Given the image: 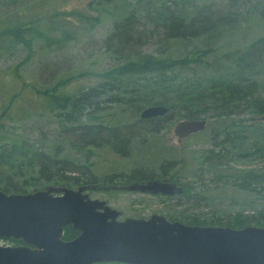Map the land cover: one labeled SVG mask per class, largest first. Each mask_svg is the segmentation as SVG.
<instances>
[{
    "label": "rangeland",
    "instance_id": "1",
    "mask_svg": "<svg viewBox=\"0 0 264 264\" xmlns=\"http://www.w3.org/2000/svg\"><path fill=\"white\" fill-rule=\"evenodd\" d=\"M254 1L246 0L242 3L241 9L246 12L247 18L245 19L244 16L236 19L237 29L229 36L223 37L222 40L225 41L223 46L217 45L219 41L213 43L203 36L181 42L179 44L181 53L174 54L183 55L187 51L189 56H196L195 49L213 46L214 48L204 56L203 65L192 63L191 66L194 65L193 69L196 68L199 72L218 71L217 69L220 68L224 70V64H232L233 58L252 40V37L264 33V24L259 22L254 14ZM112 2H116L118 5L120 3L119 0H108L104 9L96 11L88 6L89 3L102 4L103 0H0V24L2 23L0 27H4L3 22L15 21L16 24L27 25L30 24V19L41 18L37 25L31 23V28L26 33L32 38L31 54L26 60L15 66V63L26 52L21 42H14L11 45L4 44L0 48V113L3 112L0 115L2 124L0 134L16 130L25 134L29 141L36 139L45 142L48 145L46 148L55 143L61 145L57 154L61 157L66 154L68 157L76 159V169H72V171L66 168L61 171L54 168V171L74 176L79 175V183L91 181L90 179L95 181L108 177L111 179L115 175L134 172L140 174L139 178H141L143 177L141 175H156L160 167H165L170 169L169 172L175 174L182 184L191 181L202 190V181L196 177L199 175L204 180L203 184L206 189L202 190V193L206 195V198L198 203L196 209L192 207L191 210L188 209L186 211L188 214L191 212L207 219L217 216L222 219L223 223L230 218V214H232L231 216L241 212L250 214L255 211L256 214L258 212L264 214V191H259L264 180L261 179L260 186L258 185V190L255 191L244 189L238 185L242 180L241 175L263 174V157L228 160L217 169L204 167L201 163L202 153L213 147V137L216 135L221 139L222 135L217 134L218 130L225 125H232L228 124L229 120L234 124L239 121L237 125L251 131L261 127V124L264 123V119L260 118L262 114H252L249 109L231 114L228 118L201 114L207 119L204 129L182 136L181 140H178L173 127L177 120L186 116L169 110V116L158 118L157 122L139 121V110L149 103L138 100L139 96L134 95V91L129 90L126 86L124 91L131 96L132 103L126 102L121 88L114 93V95L122 97L120 101H107L105 96L108 93L102 92L96 97H91L93 111L88 113L92 116H82L80 121L98 125L124 123L128 127V131L133 134L129 140L127 154L121 155L116 152L113 146L105 145L103 142L97 146L90 145L80 148L70 144L79 140V136L75 135L76 130H62L60 124L63 122L56 115L57 110L49 109L48 94L40 93L37 89L47 88L48 91L56 94L76 95L82 88H100V81L108 80L105 74L95 71L107 69L122 59L118 53L113 52L104 43L115 17L111 11L114 9ZM73 10H78L79 13L85 15H97L99 21L89 26L92 19L87 20L80 14L77 19L76 14L71 12ZM54 11H70L66 16L58 14V16L55 15V18L65 23V29L70 32V35L75 32V37L60 39L59 42L50 40V42L41 43L42 39L38 34L49 32L46 20L47 16ZM78 25L80 29H78ZM138 27L152 32L155 30L151 23H147L143 27L138 25ZM146 33L149 34L148 37L136 41L134 45L136 50L149 51L162 47L158 44L155 33ZM126 83V79L123 78L122 85ZM161 122H165L161 128H150L152 125H155L156 128V125L158 126ZM64 125H69V123H64ZM74 150L77 151L74 152ZM216 150L217 148H215ZM123 178L118 177L113 181L120 183L124 180ZM213 179L216 181H212ZM234 180L237 185L233 184ZM45 184L53 183L40 181V185L37 187L41 188ZM75 185L78 184L71 187ZM89 196L104 199L108 205L120 210L121 215L118 219L145 217L151 213L169 215L170 219V216H177L179 211L186 208L184 203H178L181 196L157 197L146 193L114 190L91 191ZM0 244H6V242L0 239Z\"/></svg>",
    "mask_w": 264,
    "mask_h": 264
},
{
    "label": "trees",
    "instance_id": "2",
    "mask_svg": "<svg viewBox=\"0 0 264 264\" xmlns=\"http://www.w3.org/2000/svg\"><path fill=\"white\" fill-rule=\"evenodd\" d=\"M244 1L246 0H119V5L112 2L114 9L111 11L115 17L104 43L122 59L107 69L95 71L105 74L108 80H101L100 88H82L76 95L56 94L48 91L47 88L37 89V91L48 94L49 109L57 110L56 115L63 122L60 124L62 130H76L75 135L79 136V140L71 142V145L80 148L97 146L103 142L105 145L113 146L121 155L127 154L129 140L133 135L124 123L98 125L80 121L82 116H92L88 113L93 111L91 97H96L102 92L108 93L105 96L107 101H120L122 97L114 93L121 88L129 104L133 102V99H130L131 96L124 91L128 86L129 90L134 91V95L137 94L138 100L143 103L168 106V111L161 115L140 117L139 121L147 123L157 122L158 118L169 116V110L188 118L202 117V115L228 118L231 114L240 113L245 109H249L252 114L264 115V33L252 37V40L233 58L232 64H224V70L220 68L217 69L218 71L199 72L196 68L193 69L194 65L191 66L192 63L203 65L204 56L214 48L213 46L199 49L193 47L197 51L196 56H189L187 51L183 55L174 54L181 53L179 48L181 42L203 36L213 43L219 41L217 45L223 46L225 42L222 40L223 37L229 36L237 29L236 19L245 16L246 12L241 9ZM106 3L108 0H103L102 4L89 3L88 6L100 11L104 9ZM254 3V14L258 21L264 24V0H255ZM69 12L54 11L47 16L46 26L49 32L38 34L42 39L41 43L50 42V40L59 42L60 39L75 37V32L70 35V32L65 29V23L55 18V15L66 16ZM71 12L76 14L77 19L79 14L87 20L92 19L89 26L99 21V17L94 14L85 15L78 10ZM40 19V17L30 19L29 23L37 25ZM16 23L15 21L3 22L4 27H0V48L4 44L21 42L26 49L15 66L30 56L32 45L31 36L26 35L31 25ZM147 23L153 24L155 29L153 32L138 27V25L143 27ZM78 29H80L79 25ZM145 31L155 33L158 44L162 47L149 51L136 50L134 48L136 41L149 36ZM123 78L127 81L124 85H122ZM237 123L234 124L229 120L228 124L232 125H225L218 130L217 134L222 135L221 139L214 134L213 147L201 155L202 166L217 169L228 160H239L245 157L264 158V123L255 131L246 127L242 128ZM163 124L165 122L159 123L156 128L155 125L150 128L159 129ZM0 126H2L1 123ZM246 129L247 131L244 132ZM47 146L40 140L29 141L25 134L16 130L0 134V190L5 193H26L40 189L37 187L40 181H51L53 185L81 184L78 181L79 175L54 171V168L61 171L66 168L76 169L77 160L66 154L59 156L57 152L59 153L61 145L57 143L50 145L49 148H46ZM215 148H217L216 151ZM169 170L160 167L156 175H141L143 177L140 180L158 177L180 184L183 193L179 195L181 197L178 203H184L186 208L179 211L177 216H170V220H179L191 225H228L232 228H242L247 225L264 226L263 212L258 214L256 211L250 214L241 212L233 216L230 214V218L225 223L217 216L207 219L191 212L186 213L188 209L191 210V207L196 209L198 203L206 198V195L202 193V190L206 189L204 180L199 175L196 177L202 181L203 187L200 190L191 181L185 184L180 183L179 178ZM241 177L242 180L238 185L255 191L258 190L257 186H260L261 179L264 180V171L263 174L256 173L252 176L245 174ZM233 184L237 185L235 180ZM259 191H264V184L259 187Z\"/></svg>",
    "mask_w": 264,
    "mask_h": 264
},
{
    "label": "water",
    "instance_id": "3",
    "mask_svg": "<svg viewBox=\"0 0 264 264\" xmlns=\"http://www.w3.org/2000/svg\"><path fill=\"white\" fill-rule=\"evenodd\" d=\"M167 111L166 105L149 104L138 115L145 118ZM206 124L205 117H184L173 130L181 140ZM95 188L48 184L26 193L0 190V239H20L32 246L0 245V264H264V226L191 225L155 213L118 220L120 210L88 197L86 190ZM115 188L163 195L183 192L175 181L158 177L103 187ZM65 225L79 231L66 242L59 239Z\"/></svg>",
    "mask_w": 264,
    "mask_h": 264
},
{
    "label": "flooded vegetation",
    "instance_id": "4",
    "mask_svg": "<svg viewBox=\"0 0 264 264\" xmlns=\"http://www.w3.org/2000/svg\"><path fill=\"white\" fill-rule=\"evenodd\" d=\"M204 128L200 129V130H197V131H194L192 133H196L198 131H201L203 130ZM190 133V134H192ZM189 134V135H190ZM118 177H124L122 181H120V183H116V181H113V179L115 178H118ZM140 174H138L137 172H134L132 174H121V175H115L114 178H111L109 179V177L107 179H99V181H95L94 179H90L91 181H85V183H81V184H78V185H75L74 187H71L72 185H65V184H62V185H54V186H63V187H66V188H71V189H75L76 187H78L79 185H83V184H92V185H95L97 188L95 189H91V190H86V193L88 195L89 198H92V199H98V198H95V197H90L89 196V192H97V191H110V190H114V191H128L124 188H115V189H109V190H104L103 187H110V186H117V187H123V186H126L128 184H131V183H134V181H144L146 179H141L140 180ZM176 183V181H175ZM177 185H180L178 183H176ZM48 184H45L44 186H46ZM53 185V184H51ZM44 186L40 189H43ZM139 192V191H136V190H131V192ZM139 193H146V192H139ZM183 193V192H182ZM181 194H177V195H163V194H151V193H146V194H151V195H155L157 197H179V195H182ZM98 200H104V199H98ZM105 201V200H104ZM105 203L107 204V202L105 201ZM108 205V204H107ZM110 206V205H108ZM111 207V206H110ZM113 208V207H112ZM116 209V208H115ZM118 210V209H117ZM121 212V211H120ZM152 214V213H151ZM155 214H159V213H155ZM121 215V214H120ZM119 215V216H120ZM150 215V214H149ZM148 215V216H149ZM162 215V214H161ZM118 216V217H119ZM148 216H140V217H143V218H147ZM140 217H133V218H140ZM169 221H174V220H170L169 219V215L165 216ZM125 217H123L122 219H124ZM118 219V218H117ZM122 219H118V220H122ZM179 221V220H178ZM79 231L72 227L71 225H65L62 227V233L59 237V239L61 241H70L72 239H74L77 235H78ZM3 239V241L6 242V244H0V245H9V246H27V247H30L32 248L31 245L29 244H25L24 242H22L20 239H14V238H1ZM106 263H117V264H126V263H120V262H115V261H97V262H92L91 264H106Z\"/></svg>",
    "mask_w": 264,
    "mask_h": 264
}]
</instances>
